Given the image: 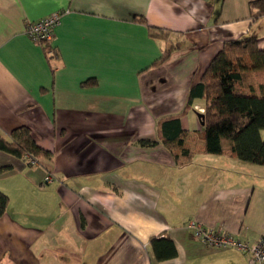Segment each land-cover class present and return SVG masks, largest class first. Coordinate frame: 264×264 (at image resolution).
<instances>
[{"label": "crops", "instance_id": "obj_1", "mask_svg": "<svg viewBox=\"0 0 264 264\" xmlns=\"http://www.w3.org/2000/svg\"><path fill=\"white\" fill-rule=\"evenodd\" d=\"M252 1L0 0V137L25 126L52 153L30 166L0 150V264H250L187 224L264 238V165L204 152L195 110L181 117L197 137L190 158L162 140L159 121L184 110L226 42L264 49ZM55 11L67 12L50 47L31 41L28 21ZM154 237L176 255L158 259Z\"/></svg>", "mask_w": 264, "mask_h": 264}, {"label": "trees", "instance_id": "obj_2", "mask_svg": "<svg viewBox=\"0 0 264 264\" xmlns=\"http://www.w3.org/2000/svg\"><path fill=\"white\" fill-rule=\"evenodd\" d=\"M263 2L252 1L250 7L261 6L263 12ZM149 30L152 36L168 40L170 33L165 29L149 26ZM177 44L164 52L163 60L178 48ZM197 100H202L203 106L196 104ZM196 105L205 109L199 133L204 152L231 154L242 161L264 165V49L259 47L256 38L226 42L199 83L190 89L184 110L159 121L162 140L169 147L181 149L188 158L193 153L188 148L189 143L196 141L197 137L188 140L181 117L197 111ZM143 142L154 144L153 141ZM0 150L25 159L30 166L34 165L28 160V155L37 161L52 157L50 151L38 145L31 130L25 126L14 129L9 139L0 137ZM8 205L9 196L0 190V216L7 212ZM151 242L158 259L176 255L171 239L154 237Z\"/></svg>", "mask_w": 264, "mask_h": 264}, {"label": "built area", "instance_id": "obj_3", "mask_svg": "<svg viewBox=\"0 0 264 264\" xmlns=\"http://www.w3.org/2000/svg\"><path fill=\"white\" fill-rule=\"evenodd\" d=\"M66 12L67 11H55L38 21H28L26 33L29 39L47 48L50 47L54 40L55 29L60 25L62 16ZM195 109L200 113H204L205 111V109L199 105H196ZM27 157L32 165L38 164L37 159L32 155H28ZM54 179L51 173H47L45 176V183H51ZM187 228L192 230L195 237L210 248L235 249L248 255L250 264H264V238L252 244L234 236L208 229L197 221H190L187 224Z\"/></svg>", "mask_w": 264, "mask_h": 264}, {"label": "water", "instance_id": "obj_4", "mask_svg": "<svg viewBox=\"0 0 264 264\" xmlns=\"http://www.w3.org/2000/svg\"><path fill=\"white\" fill-rule=\"evenodd\" d=\"M198 117H199V119H203L204 118V113H199ZM202 124H204V121H202Z\"/></svg>", "mask_w": 264, "mask_h": 264}, {"label": "rangeland", "instance_id": "obj_5", "mask_svg": "<svg viewBox=\"0 0 264 264\" xmlns=\"http://www.w3.org/2000/svg\"><path fill=\"white\" fill-rule=\"evenodd\" d=\"M165 34H167V33H165ZM170 35V34H169ZM166 36V35H165ZM168 39H169V37H168ZM203 113V112H202ZM198 141V140H197Z\"/></svg>", "mask_w": 264, "mask_h": 264}]
</instances>
